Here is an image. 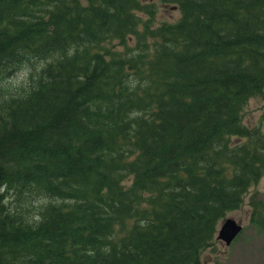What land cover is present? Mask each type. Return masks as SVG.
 <instances>
[{"label": "trees", "instance_id": "trees-1", "mask_svg": "<svg viewBox=\"0 0 264 264\" xmlns=\"http://www.w3.org/2000/svg\"><path fill=\"white\" fill-rule=\"evenodd\" d=\"M166 1L177 18L154 0H0V76L35 73L0 91V264H205L264 174V129L243 122L264 100V0ZM10 190L56 200L29 220Z\"/></svg>", "mask_w": 264, "mask_h": 264}, {"label": "rangeland", "instance_id": "rangeland-1", "mask_svg": "<svg viewBox=\"0 0 264 264\" xmlns=\"http://www.w3.org/2000/svg\"><path fill=\"white\" fill-rule=\"evenodd\" d=\"M154 1L157 5L156 21L172 20L179 16L180 11L174 5L175 2ZM37 62L35 65L38 64ZM31 71L32 67L26 63L17 67L7 77L2 78L0 76V91L5 97L21 94L30 87L32 76L35 75V73L30 75ZM243 113L244 123L252 128L255 126L264 129V119H262L264 100L260 96L250 97ZM14 196V190L7 193L5 197L6 205L11 211L23 209V213H26L25 210L28 209L27 214L32 213L29 220L37 219L43 203L56 200L49 196H34V193L29 191H17L16 196ZM256 201H260L264 205V174L250 185L241 205L228 210L224 217L219 220L214 243L206 247L202 253L205 264H264V227L259 226L251 217L254 212L253 202ZM225 217H231L242 224V230L229 244L216 237Z\"/></svg>", "mask_w": 264, "mask_h": 264}, {"label": "water", "instance_id": "water-1", "mask_svg": "<svg viewBox=\"0 0 264 264\" xmlns=\"http://www.w3.org/2000/svg\"><path fill=\"white\" fill-rule=\"evenodd\" d=\"M241 228L242 225L238 223L235 219L227 217L223 220L218 230L217 237L224 240L226 244H229L233 240V238L238 234Z\"/></svg>", "mask_w": 264, "mask_h": 264}]
</instances>
